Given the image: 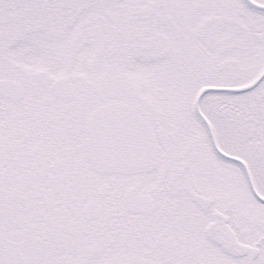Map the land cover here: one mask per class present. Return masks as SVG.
<instances>
[{
  "label": "snow or ice",
  "instance_id": "1",
  "mask_svg": "<svg viewBox=\"0 0 264 264\" xmlns=\"http://www.w3.org/2000/svg\"><path fill=\"white\" fill-rule=\"evenodd\" d=\"M0 264H264V0H0Z\"/></svg>",
  "mask_w": 264,
  "mask_h": 264
}]
</instances>
